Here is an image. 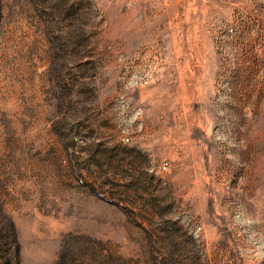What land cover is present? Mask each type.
Segmentation results:
<instances>
[{
  "label": "rangeland",
  "instance_id": "1",
  "mask_svg": "<svg viewBox=\"0 0 264 264\" xmlns=\"http://www.w3.org/2000/svg\"><path fill=\"white\" fill-rule=\"evenodd\" d=\"M0 264H264V0H0Z\"/></svg>",
  "mask_w": 264,
  "mask_h": 264
},
{
  "label": "built area",
  "instance_id": "2",
  "mask_svg": "<svg viewBox=\"0 0 264 264\" xmlns=\"http://www.w3.org/2000/svg\"><path fill=\"white\" fill-rule=\"evenodd\" d=\"M161 168L165 169L166 168V163H163Z\"/></svg>",
  "mask_w": 264,
  "mask_h": 264
}]
</instances>
